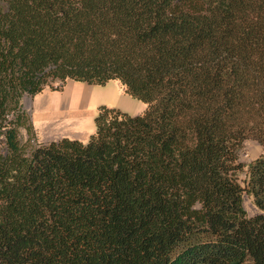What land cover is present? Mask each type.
Instances as JSON below:
<instances>
[{
    "label": "trees",
    "instance_id": "obj_1",
    "mask_svg": "<svg viewBox=\"0 0 264 264\" xmlns=\"http://www.w3.org/2000/svg\"><path fill=\"white\" fill-rule=\"evenodd\" d=\"M110 80L145 111L21 144L24 96ZM0 137V264H264V0H0Z\"/></svg>",
    "mask_w": 264,
    "mask_h": 264
},
{
    "label": "crops",
    "instance_id": "obj_2",
    "mask_svg": "<svg viewBox=\"0 0 264 264\" xmlns=\"http://www.w3.org/2000/svg\"><path fill=\"white\" fill-rule=\"evenodd\" d=\"M112 81H115L118 89L116 109H119L129 116H131V110H136L135 112L137 113L142 110V113L145 111L146 104H139V102L134 101L133 98L125 93L119 81ZM74 83L75 82L72 81H66L58 90L45 88L41 93L27 98L28 100L26 101L25 97H23L22 108L29 116L37 143L48 144L61 139L83 142L82 140L89 135L88 130L86 132L74 131L73 128L75 123L69 119L73 116L76 118L75 113L70 111V104L75 96L74 91L76 84ZM85 85L80 109L83 111L93 108L97 109L103 100L104 89L97 88L99 90H95L94 87L97 85ZM63 113V116H59V114Z\"/></svg>",
    "mask_w": 264,
    "mask_h": 264
},
{
    "label": "rangeland",
    "instance_id": "obj_3",
    "mask_svg": "<svg viewBox=\"0 0 264 264\" xmlns=\"http://www.w3.org/2000/svg\"><path fill=\"white\" fill-rule=\"evenodd\" d=\"M76 84L75 87V96L73 97L71 104H70V111H73L75 113L76 118L73 116L72 118H69L71 121L75 123L73 130L77 132H86L87 130L89 131V135L82 140L83 143H86L89 136L94 133L95 131V123L94 119L95 116L97 115V109H87L86 111L81 110V99L82 95L84 93V87L86 86L85 83L82 82H75ZM107 84V85H105ZM102 86H95V90H99L97 88H103V100L99 104V106H105L107 108H117V102L116 99L118 98V89L115 81H108ZM59 84L57 82L53 83V86H58ZM48 88V87H47ZM93 88V87H92ZM51 89V88H50ZM58 90V89H54ZM25 101L28 100V96H24ZM134 101L139 102V104H142L141 101L134 99ZM23 101H21V109L23 110ZM123 107V106H121ZM25 113L26 111L23 110ZM136 110H131L130 115L131 116H136L139 113L135 112ZM28 116V114L26 113ZM63 114H59V116H63ZM11 118V116H9ZM29 118V116H28ZM31 124V123H30ZM18 138L21 142L22 145L25 146V149L29 151L31 148L38 147L39 145H45V144H39L36 142L34 132L32 130V126L29 129V132L27 131L26 128L20 127L18 129ZM0 141H2V137H0ZM59 141V140H58ZM3 152V144L0 143V153ZM264 154V149L262 146L259 145V143L255 140L248 139L245 140L237 154V160L238 163L242 166V169L238 171L236 174L238 182L243 185V182L246 177V172H247V166L253 162L257 157L260 155ZM243 207L246 212L247 217H253L255 214H257V210L254 207L252 203V199L247 197L246 195L243 196Z\"/></svg>",
    "mask_w": 264,
    "mask_h": 264
}]
</instances>
